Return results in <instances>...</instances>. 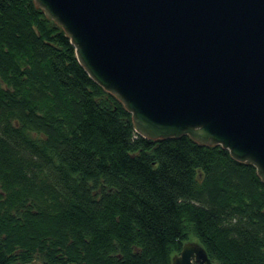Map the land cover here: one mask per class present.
Returning <instances> with one entry per match:
<instances>
[{
	"label": "trees",
	"instance_id": "trees-1",
	"mask_svg": "<svg viewBox=\"0 0 264 264\" xmlns=\"http://www.w3.org/2000/svg\"><path fill=\"white\" fill-rule=\"evenodd\" d=\"M264 264V182L189 135L150 139L33 0H0V264ZM198 264V263H196Z\"/></svg>",
	"mask_w": 264,
	"mask_h": 264
},
{
	"label": "water",
	"instance_id": "water-1",
	"mask_svg": "<svg viewBox=\"0 0 264 264\" xmlns=\"http://www.w3.org/2000/svg\"><path fill=\"white\" fill-rule=\"evenodd\" d=\"M33 1L138 134L221 145L264 182V0ZM196 263L220 264L196 241L172 257Z\"/></svg>",
	"mask_w": 264,
	"mask_h": 264
}]
</instances>
